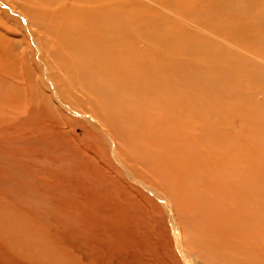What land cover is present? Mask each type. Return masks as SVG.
<instances>
[{
    "label": "rangeland",
    "instance_id": "374dc122",
    "mask_svg": "<svg viewBox=\"0 0 264 264\" xmlns=\"http://www.w3.org/2000/svg\"><path fill=\"white\" fill-rule=\"evenodd\" d=\"M5 1L14 8L21 9L18 16L27 17L26 1ZM168 1L170 0H147V21L153 26L162 22L161 14L155 10L159 9L161 3ZM217 1L219 11L216 9V13L211 9L213 0L171 1L165 13L178 22L183 32H190L189 42L196 45L197 49H202L203 45L199 42L208 37L224 47L228 57L233 59L227 65V69L232 72L227 70L228 77L233 75V79L240 77L246 79L248 84L264 86V80L255 76V70H251L253 62L264 65V50L256 45L236 41L232 33L225 38L218 35L223 29L220 19L225 16L247 21L246 24L252 28L264 27V0ZM6 12L9 13L8 16ZM250 27L239 29L245 32L250 30L249 34H252ZM29 31L26 20L15 17L0 2V264L192 262V259L197 258L192 241L189 238L182 239L184 250L181 253L178 251V241L167 208L155 194L146 192L143 187L128 180L125 171L114 160L111 143L103 129L110 135L113 134L116 141L122 142V146L118 143L122 156L133 162L130 166L146 186L150 185L146 169L142 167L146 162L153 174L158 172L159 177L173 176L174 182L168 176L165 181L169 180L168 186L164 182L170 189L177 184L182 186V183L193 185L187 172H195L196 177L192 181L196 183L195 170H200L190 168L191 165H206L208 162L210 168L215 170V167L226 162L218 154L220 151H207L215 143L207 141L204 136L201 141L197 139L200 144H194L189 139L194 138L193 133L197 136L198 130L188 127L177 129L179 134L183 131L186 138L189 136L187 139L183 138L191 145L177 142L180 139L176 134L171 137L163 135L167 134L164 128L158 130L160 133L147 131L149 124L146 121L144 123L141 118L137 119L134 112L135 118L123 119L126 126L124 128H118L117 125L115 127L110 122L112 129L108 122V125L102 123L95 116L99 123L94 119L90 121L88 117L92 119L90 114L93 112H88L89 107L79 98L77 84L72 79L76 76L72 73L73 70L67 64L66 71L60 77L57 78V74L51 78L43 60L49 58L46 59L48 62L51 56L48 53L43 56L39 52L41 45L38 46L30 38ZM39 33L45 37L54 52L62 50V33ZM24 34L27 35V41L24 40ZM43 50L46 52V48L43 47ZM205 63L207 58L200 56L199 66L202 67ZM53 67L58 68L55 63ZM240 90L241 88H237L239 93L246 91ZM259 98L261 100L262 96ZM87 100L94 99L87 96ZM260 100L257 98L253 101L254 104L252 102L254 107H260L257 105ZM164 110L166 113L162 120L180 118V112L175 108L162 107L158 113ZM224 119L221 124L226 121L225 126L220 125L218 130L233 138L232 143L229 142L231 146L241 143V139L249 140L253 136L252 132H245L243 138H239L238 134L232 133L233 118ZM217 122L220 120L216 119L215 124ZM204 125L207 127L210 124ZM261 131L264 132V127ZM214 132L209 137L217 135ZM227 136L219 134L220 138ZM203 140L207 144L211 143L210 146H205L207 144ZM257 140L260 142L259 146L253 143L262 150L261 155L257 157L249 147L246 148V167L254 169L251 159L255 158L259 161L261 171H264V133ZM147 144L152 150L157 148L156 153L150 150L148 156L143 158L142 165L135 163V157L144 154L143 147L146 148ZM181 144L186 147L182 149ZM172 148L175 149V154L167 155L166 152L173 153ZM188 148L195 157L192 156L186 164L178 166L180 159H176V156ZM128 153H131L133 159ZM162 192L164 199L168 200L167 192ZM175 213L176 211L174 216L180 226L181 220ZM198 225L200 228L203 226L201 223ZM242 259L245 260L244 257Z\"/></svg>",
    "mask_w": 264,
    "mask_h": 264
},
{
    "label": "bare ground",
    "instance_id": "6f19581e",
    "mask_svg": "<svg viewBox=\"0 0 264 264\" xmlns=\"http://www.w3.org/2000/svg\"><path fill=\"white\" fill-rule=\"evenodd\" d=\"M24 1L28 5L27 17L18 16L21 9L0 0L15 17L26 20L30 38L38 46L41 45L39 52L43 56L46 53L51 56L48 62L46 59L49 58L43 59L48 65L46 67L51 78L57 74L56 77H60L66 71L67 64L73 70L76 76L72 79L77 84L79 98L89 107L88 112L94 113H89L92 116V119L88 117L90 121L94 119L99 123V119L102 123L111 122L115 127L124 128L123 119H133L136 113L137 119L141 118L149 124L147 131L157 132L164 128L167 134L163 135L171 137L176 134L180 139H175L177 142L186 143L189 136L186 138L183 131L179 134L177 127H188L198 130V137L193 133L194 138L189 141L198 144L197 139L201 141L205 136L207 141L215 143L213 148L206 147L207 151H220L218 154L225 158L226 162L215 167V170L210 168L208 162L206 165H191L190 168L200 170H195L196 183L192 181L196 177L195 172L189 171L187 173L193 185L182 183V186L177 184L173 189L167 187L169 180L175 181L173 176L159 177L158 172L153 174L146 162L142 166L149 178L150 185L146 186L130 166L133 162L122 156V142L116 141L112 133L113 136L102 128L111 143L114 160L125 171L128 180L143 187L146 192L155 194L167 208L178 241V251L181 253L184 250L182 239L189 238L192 241L190 243L197 258L192 259V262L185 261L188 264H264V171H261L259 161L255 158L251 159L254 169H247L244 153L249 147L257 157L261 155L262 150L254 143L259 146L257 139L264 133L260 132L264 127V86L248 84L246 79L240 77L233 79V75L228 77L227 65L233 59L214 39L208 37L201 40V50L190 43V32H183L178 22L165 13L171 1L177 0L161 3L159 9L155 10L162 16V22L157 26L147 21V0ZM213 3L211 9L216 13V9L219 11L218 1L213 0ZM246 23L239 18L225 16L220 19L223 29L218 35L225 38L232 33L236 41L256 45L264 50V27L252 28ZM245 26L250 27L253 33L249 34L250 30L241 31ZM39 32L48 35L62 33V50L54 52ZM27 39L25 35L24 40ZM200 56L207 58V63L202 67L199 66ZM54 63L60 70L53 67ZM251 70H255V76L264 80V65L253 62ZM237 88L246 91L239 93ZM87 96L94 100H87ZM257 98L260 100L257 104L259 108L253 105ZM61 105L68 110L63 103ZM162 107L175 108L180 112V118L162 120L166 113V110L158 113ZM258 109L261 111L258 112ZM188 115L191 116L187 118ZM224 118H233L232 133L238 134L239 138H243L245 132H252L253 136L231 146L229 142L233 138L218 130L220 125L225 126L226 121L221 124ZM216 119L220 120L217 124ZM206 123L210 125L205 127ZM213 132L217 135L209 137ZM219 134L227 137L220 138ZM172 149L173 153L166 154H175V149ZM143 150L144 154L134 159L140 165L148 152L153 151L148 144ZM130 154L128 156L133 159ZM192 156L190 148L180 151L176 156V159H180L178 166L186 164ZM167 176L169 180L165 182ZM162 190L167 192L169 201L164 199ZM173 208L181 220L180 226ZM198 223L203 225L202 228L198 227Z\"/></svg>",
    "mask_w": 264,
    "mask_h": 264
}]
</instances>
